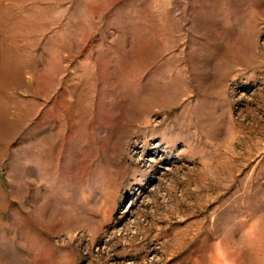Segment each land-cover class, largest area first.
Segmentation results:
<instances>
[{
  "label": "rangeland",
  "instance_id": "374dc122",
  "mask_svg": "<svg viewBox=\"0 0 264 264\" xmlns=\"http://www.w3.org/2000/svg\"><path fill=\"white\" fill-rule=\"evenodd\" d=\"M0 264H264V0H0Z\"/></svg>",
  "mask_w": 264,
  "mask_h": 264
}]
</instances>
